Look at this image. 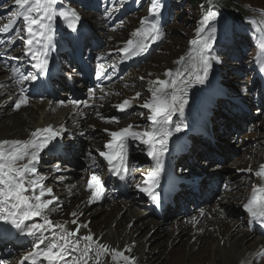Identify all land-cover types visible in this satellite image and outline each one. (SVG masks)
I'll return each instance as SVG.
<instances>
[{
    "label": "bare ground",
    "instance_id": "bare-ground-1",
    "mask_svg": "<svg viewBox=\"0 0 264 264\" xmlns=\"http://www.w3.org/2000/svg\"><path fill=\"white\" fill-rule=\"evenodd\" d=\"M2 12L3 10H0V13ZM92 21L93 22L95 21L94 24L98 27V30L101 31L100 32L101 35H104V33H106L105 31L107 27L102 19L101 14L95 13L91 19V22ZM159 23L162 29L163 28L162 21L159 20ZM129 36H130L128 37L129 39L135 38V36L131 34ZM114 37H116L115 33L112 34V39ZM161 39L162 37L156 40L155 42L149 41L148 49H151L153 46L157 45ZM116 41H118L117 43L122 44L120 48L126 45L125 39H123L122 41H119V40H116ZM88 42H91V41H88ZM115 43L116 42L111 43L110 41L105 40V42L103 41L97 42V45L99 47L102 46L101 48H104L107 45H108V48H114ZM99 51H104V50L102 49ZM95 52L97 51L95 50ZM189 60L190 58L188 54L186 53V56H184L183 61H181V59L178 62L177 60L171 61L170 64L168 65V67H170V72L171 70H174V71L176 70L180 73L182 72V74H185V72L189 73L190 72L188 68ZM218 73H221V69H219ZM134 74L135 73L128 75V77L126 78V82H130L131 80H134V77H135ZM0 75H1L0 76V87L6 90L5 92L10 93V94L12 93V95L14 96L9 103H7L10 100V98H8V100H6V103H4L2 107L0 108V130L2 128L6 129V133L0 134V141L6 140V139H8L9 141H12V140L28 141L29 139H31V133L38 128H46L48 126H52L54 129L59 130L61 125H63L64 129L66 130L67 128L78 127V125L83 126L85 125V122L89 120L88 124H94L96 127L89 128V130H87L85 137H86V140H89L91 138L95 139L93 144L90 145V148L94 147L93 149L96 150L94 154L95 155L98 154V150L100 148L99 144L103 143V139H105L106 136H105V133H103L102 131L101 132L99 131L100 128L102 127L101 126L102 124L99 123L100 120L95 121L94 119L90 118V116L88 115L89 111H86L84 107H82V104H78V106L74 107L72 104L69 103L70 101L68 99L64 100L61 98V95L59 93H56V91H52L51 94L47 95L44 99H42L43 98L42 97L40 100H37L36 102L33 101L32 106H30L31 108L27 107V104H26V105H22L20 110L18 109L17 111L13 108H10L14 103L13 101H15L20 96L18 90L15 89V82L11 79V75L2 68H0ZM173 75L174 73H172L171 76H166L165 74H162L161 76L160 75L158 76L159 79L157 80H171V77ZM140 76L141 75H139V77ZM249 79H250V76H249ZM70 80L74 84L75 80L73 79H70ZM146 82H147V85L142 86L143 84H141V85L135 86L136 94L140 93V91L142 92V90L144 92L149 91V93H151L150 89L156 86L154 84L155 81L154 79H151V80L146 79ZM54 87L55 89H57V87L63 88V85L58 86L56 83H54ZM115 87H116L115 90H113L112 88L105 89L106 92L109 93V95L106 96L105 101H100L99 102L100 104H104V103L109 104V102L115 103L117 100H119V98L117 97L121 93L119 94L118 93L112 94V93L114 91L119 90V88L121 87L120 83L117 84ZM142 87H144V89L141 90L140 88ZM67 89L68 90L63 89V92H67L66 94H69L71 89L70 88H67ZM127 90L128 89L126 88V91ZM171 91L172 89L170 90L168 89V92H171ZM81 92H82L81 90L75 89L73 93H75L77 97V95ZM123 93L124 91H122V94ZM3 95H4V92H2L1 97ZM12 95H10V97ZM145 96L146 94L141 95V97L143 98ZM247 96L248 98L250 97V95H247ZM131 97L132 96H128L127 100H129L130 103L133 105L132 108L137 106L143 111V113L145 111L148 113L147 109L140 107L141 105L140 103L143 104L145 101H142V102H139L138 100L133 101ZM151 98L152 97H149L148 100L150 101ZM248 98L247 100H242L241 103H244V105L249 104ZM262 103H263L262 109H264V102ZM202 104L203 105L200 108L194 105L191 111L187 112V109H186L183 112V115H180L182 119L185 120L186 119L185 117H190L192 114L194 116V118L192 119V123H194L197 126L198 130L191 131L190 137L187 136L188 138H186V140L184 141L185 144L179 143L178 140L177 142H175L176 139H179L178 137L180 135H183L184 133L178 134L177 137L175 136L176 139H174V137L171 138L169 141V150L163 156V161L167 162V164H165V166L167 167L165 169L164 180L163 178L160 179V184L163 181L164 183H167L168 186H166L167 187L166 204L164 205V209L160 217H157V215H155L152 212L153 215L151 216L150 220L144 221V218H146L147 216L150 217V210L140 209L138 207V200L130 202L122 198V196H124L123 194L124 190L121 191L119 194V197H121V199L112 200V202H110L106 206H103V207L100 206L104 202V199L101 200V203L98 201L89 203L91 191L87 189L86 181L88 178H90L92 173L91 171H89L88 166H87L88 171H85V176H87L88 178L85 179L84 182L76 181L71 184L69 183L68 184L69 189H66L67 188L65 186L66 184H63V183L61 186H56V185L51 184V187L53 188L57 187L56 190L64 189V191L56 192L55 197H60L61 199L58 201V204H56V206L52 207V208H55V211H46L45 214L48 215L55 223L65 224L69 230H73L76 228V225L71 224V221L73 219H77L79 224H87L88 225L87 228H80L79 235L81 236L87 235L90 229H93L94 232H91V233L94 234L95 240L105 245H108L110 248H115L123 252L125 255L129 257H134V264H210V263L212 264H258V262L261 261V258H262V255L260 253L264 251V238L261 239L259 243L254 244V246L248 249L246 253L243 252V248L244 246H246L245 244L249 242V240H251L253 233L250 234L247 232L248 229L246 230L243 228L244 221L241 218L238 220L236 219L237 217L241 215L245 217V215L241 213L238 209L239 204L243 202V200H233L235 198H241L242 193H244V191L246 190L245 187L249 185L251 181V179L250 180L248 179L249 172L246 173V175H244L243 177H241L242 175H237L236 173L231 174V175H228L226 173H222V174L217 173L216 175L215 174L211 175V174H208L210 172L208 171L207 176L203 174V175H200L199 178L194 180L201 185L200 187L201 196H199L198 193L193 192V189L195 186H192L191 183H189L190 181L186 183H183V182L181 183L176 179L177 175L170 174L174 171L183 170L184 167L188 168L191 165L185 159L187 155V151L188 152L190 151L189 154H192V157L190 160L194 158L193 160L195 161V163L193 162L194 165H192V169L194 166H195L194 167L195 169H198L197 165H200L201 163V154H199L198 149L196 148V142L193 136L195 134H199V132L206 133L213 139L218 140V142L220 143L218 145L219 149L217 150L212 147L211 148L212 150L209 151L210 154L220 156L221 159H224L226 161H230L234 156H238L237 159H234V160H236L235 165L238 167L239 171L240 170L244 172L249 171V169H251L250 166L252 167L253 163L256 161L255 159L257 157V153L259 152L258 149L260 147L257 148L255 144L260 143L262 140V136L264 135V129H262V127H264V125L261 123H250L251 125H248V127H251L252 129L255 128L254 129L255 132H252L251 134L249 133L248 134L249 143L248 144L245 143L242 147L243 149L235 152L233 150H230L231 149L230 146L225 147L227 144V143L225 144V142H227L226 137L229 135L234 137L236 136V133L240 130L248 131V127L247 128L245 127V129L244 127L238 128V125L236 124V122L231 120V122H233V126L237 129L236 132H232L228 130L229 126L227 127L226 124L223 125L221 121L218 122L220 120V115L217 114L216 110L212 109L213 107L216 106L217 102L213 101L212 99L210 100L208 99V100H205ZM106 108H108V106H106ZM97 114H103V117H102L103 119H109L111 115V111H104L103 109H100L96 112L95 115ZM238 117L242 121L248 123L247 119L245 121L246 116L242 114L241 112L238 113ZM233 119L235 121H238V119L235 117H233ZM249 120L250 122H253L252 118H249ZM34 122H35V125H33ZM174 122L176 123V121ZM103 125L105 126L103 127L104 129H107L108 131L110 130L109 132L115 131L116 125H113L110 123H107V124L105 123ZM220 127H223L225 129L222 131ZM9 130L10 131L17 130V132L15 135H10L11 132H9ZM139 131H142V130H139ZM135 142L136 141H131V140L129 141V143L134 146L133 148H135V144H134ZM63 143H65V141H62V142L59 141L58 145L56 143H52V145H50L49 148L47 149V151L50 149L52 151L59 153L57 157H55L56 158L55 161H52L49 164H44L46 166H44L43 168L47 170L48 168H51L50 171L48 170L49 173L45 171L43 172V170L41 172V173H44L46 176V179L44 180V184L47 188L49 186L48 181L56 182L58 181L57 179L60 178L57 176V174H59L58 172L60 171L55 170L56 168L61 167L64 169L66 166L63 164H68V165H71L73 169L74 164L72 163L70 159H67L65 156L67 154V151L65 149L66 145ZM138 143L141 145L140 142ZM189 143H190V146H188ZM202 143H205V142H202ZM223 144L225 145L223 146ZM136 147H139V145ZM202 148H203V153H204L205 145H202ZM207 148L209 149L210 147L207 146ZM242 150H245V152L243 153ZM71 151H72V154H74V148L71 147ZM250 153L252 154V156L250 155L249 157H247V155H249ZM179 154L180 155L182 154V155L178 157ZM146 158L151 159L149 156ZM41 159H45V156L40 154L39 160ZM142 160L145 161L144 159H141L140 157L134 161L131 160V163L133 165L132 172L135 173L137 171L136 174H134L135 176L138 175V172H146V170L152 171V169H149V167L146 166L148 162L147 161L143 162ZM210 161H213V160L210 159ZM62 162L64 163L62 164ZM152 162H153L152 164H155L154 161ZM180 162H182V164H180ZM263 162L261 164H263ZM139 163L141 164V166H137ZM175 163L176 165L172 167V164L174 165ZM72 172H75V169H73ZM55 176H57V178L52 179ZM100 176L102 177V179H105L104 175L100 174ZM226 176H229V177H226ZM252 177L257 179L258 181L260 180V184L264 181V179H261L260 177L251 175V178ZM65 178H67V176L64 175L59 180L61 179L65 180ZM74 178L75 176L73 175L71 179H74ZM215 178L218 181L227 179V182H229L230 184V186H228L227 189H231V188L233 189L231 194L230 193L222 194V197L225 198V200L223 201L218 200V199L216 200L218 203H225L226 206L225 207L223 206L222 208L218 210H216L217 207H215L214 205L209 206V207L207 206V207H203L200 210H198L199 213L195 214L191 218L184 216L190 213L187 206L189 205L194 206L195 204L199 205L202 202H207L208 199H206V197L208 198L212 196L213 193H215L216 187H213L212 191H209L210 187H212L215 183V180H214ZM127 181H128V178H127ZM110 184L113 185L112 186L113 190H117V189L119 190L120 187L118 186H122L121 184L120 185L118 184L116 185L114 183H110ZM181 184L185 185L186 188L185 189L182 188L180 192H177L176 191L178 189L177 187ZM106 185L107 183H104V186ZM107 192L109 191L107 190ZM112 193H115V192L112 191L111 194ZM204 195H206V197ZM128 197H130V194H128ZM132 198L136 200V196H133ZM45 199H49L48 196H46ZM183 203L185 204V208L182 209V206H180V204L182 205ZM175 205L177 206L178 211L173 210L174 212L173 211L170 212L169 210L173 209L174 208L173 206ZM76 206H79V207L75 211L76 217H73L71 213H73L72 210ZM165 213H167L166 215L173 214L176 216L175 217L176 219L174 221L175 230H173L171 234L168 233L166 229L169 225V222L165 221L164 219ZM98 217L99 219H96ZM231 217H234V218L231 219ZM61 218H63V220ZM87 219H90L91 224L88 221H86ZM134 219H139L140 222L137 225L130 227L129 223ZM246 220L248 224L247 217H246ZM185 222L193 223V226H194L193 232L189 236H186L185 240L182 242L180 246L176 248H172V250L167 251V248L169 246L174 247L176 244V241H180L181 239L184 238L185 234L188 231L187 229L182 228V224ZM102 225H104V228L102 227ZM98 226H99V230H98ZM109 226L110 228L108 229ZM101 227H102V230H100ZM148 227L150 229L145 231V233L142 236L143 238L142 240H140L139 238H136V235H138L139 232H142V230ZM150 231H154V233L157 232L156 236L152 237V241H156L157 239H162L163 236H166L168 234H170V236L167 242H164V241L160 242L162 244H158L157 249H151L149 248L148 245H152V242L148 241L147 243H145L146 240L148 239L147 236L149 235ZM192 241H195L194 244H191ZM215 242L217 243L216 247L213 246ZM4 244L5 246L3 247H6L9 244L10 245L9 248H12L11 251L15 252V255L11 257V259H6V261H4L5 264L9 261L11 262L9 264H17V261H18L17 256L22 252L24 247L30 245V242L25 241L24 243L17 244L16 242H11L9 240V241H5ZM165 245L167 248L164 247ZM81 246H83V242H81ZM3 247H0V249H3ZM129 248L131 249V251H127V249ZM196 248H199V249L195 250ZM182 249H185L186 251L185 252L179 251ZM0 252L2 253V250H0ZM105 257L110 258L112 257V254L109 253L105 256H102L100 259V262ZM0 260H2V258H0ZM91 263H93V261L89 260V264ZM105 263H106V259L103 260L100 264H105ZM114 264H126V262L122 258L117 257L115 259Z\"/></svg>",
    "mask_w": 264,
    "mask_h": 264
},
{
    "label": "snow or ice",
    "instance_id": "snow-or-ice-1",
    "mask_svg": "<svg viewBox=\"0 0 264 264\" xmlns=\"http://www.w3.org/2000/svg\"><path fill=\"white\" fill-rule=\"evenodd\" d=\"M17 11L11 19L0 27V34L7 35L10 32L16 33L25 48L24 55L30 56L31 67L35 73L22 74L17 69H12L14 75H19L21 80H37L38 76L45 75L48 71L49 52L55 50L54 24L57 18L61 19L72 33H77L81 17L75 9L63 5V0H14ZM5 7L7 5H4ZM163 4L161 0H150L148 9L149 15L142 18L140 27L132 35L137 37L135 41L128 39L126 46L118 49L125 58L142 54L148 50L149 41L155 42L163 35L159 17ZM111 11L106 9L105 18L111 17ZM219 13L209 9L197 28L198 39L191 41L193 47L189 50V71L187 78L180 80H157L151 92V100L146 101L140 107L148 110L147 120L150 122V129L145 131L134 130L133 125L121 128L118 131L108 132L111 137L104 144V151H99V156L107 163L109 172L121 181L128 178L127 167V145L131 141H139L147 146L148 156L155 161L154 170L145 174L143 186H137L139 191L146 193L153 203L159 204L161 197L157 192L160 187V175L163 170V156L169 150V141L174 133H181L184 127L173 124V117L184 112L186 90L192 85H203L208 81L213 62L219 63V56L213 54V45L216 40L217 27L215 21ZM22 21V27L17 25ZM6 41L0 40V43ZM16 39H9L7 43L15 44ZM261 44L264 45V36L261 37ZM20 59V57H12ZM183 61V58H181ZM260 62L259 60L257 61ZM114 67V66H113ZM103 68V65H101ZM264 71V67H261ZM103 75L97 73L98 78ZM169 71L166 76H171ZM177 75H181L177 73ZM111 79L110 76L107 77ZM142 79V78H141ZM167 89H172L168 92ZM95 90H90V98H94ZM140 93L136 94L139 98ZM29 97L23 92L14 101V108L20 109L28 103ZM74 107L87 102L70 101ZM117 109L127 112L133 107L129 100L125 99L118 105ZM144 115V113H141ZM119 123L118 118H113ZM65 131L63 125L59 130L52 126L38 128L31 133L28 141L3 140L0 141V221L11 225L27 236L36 237L39 244L36 251L29 252L23 259L36 264V258L41 257L48 264H100V259L109 253L112 259L122 258L126 264H134V257H129L123 252L110 248L108 245L94 239V234L89 231L87 235H79L80 228H87V224H79L77 219L71 221L76 228L69 230L65 224L55 223L46 211H55L50 206L58 204V198L53 195L52 188L44 184V177L37 176L40 154L52 145V142L61 138ZM26 161L25 163H19ZM95 168L100 167L93 160ZM250 171V169H249ZM257 177L264 179V165L255 173ZM87 188L91 191L89 203L102 199L104 195V183L100 174L93 170L87 181ZM45 196L51 198L44 199ZM245 211L252 221L264 225V184L253 186L251 199L243 205ZM76 217V213H71ZM33 218H41L40 222L28 224ZM57 229L59 235H57ZM46 233L51 234V239L45 244ZM83 242V246H81ZM40 245H45L43 248ZM131 251V249H127ZM75 254V255H74ZM264 256V251L260 253ZM0 264H5L0 260ZM23 264V261L21 262Z\"/></svg>",
    "mask_w": 264,
    "mask_h": 264
},
{
    "label": "rangeland",
    "instance_id": "rangeland-1",
    "mask_svg": "<svg viewBox=\"0 0 264 264\" xmlns=\"http://www.w3.org/2000/svg\"><path fill=\"white\" fill-rule=\"evenodd\" d=\"M161 1H163L162 2L163 8L169 7L168 13H166V14L161 13V15H160L161 19L169 20L168 22H165V24H164L165 27L163 26V28H162L163 40L161 41V43L159 45H157V48L153 52V54L148 59L143 61V63H144L143 65L139 66L137 69L133 68L132 70H130L131 74L135 73L134 74L135 75L134 80H131L130 82H126V78L128 77V75H130V74H128L127 77L124 78L123 82H120L121 87L119 88V90L113 92V93H118V94L121 93L117 97V98H119V100H117L116 102L120 103L123 99H128V96H132L131 98L133 101L134 100H136V101L138 100L139 102L149 101L148 98L151 97V93H149V91L144 92L142 90V89H144V87L140 88L142 90V92L140 91L139 98H136V87L135 86L141 85V84H143L142 86L147 85L146 79H150V80L154 79V81H156L157 79H159L158 78L159 75L160 76L162 74L166 75V73L170 71V67H168V65L170 64L171 61L177 60V62H178V61H180L181 58H184V56H186V53L188 54L189 49H191L193 47V45L191 44V41L198 39L196 30L200 24V21L202 20V18L205 15H207L208 10L211 9V10L217 11L219 13L216 21L214 22L215 26L217 27V33H216V40H215V43L213 45L212 51H213V54L219 56L220 62L219 63L213 62L211 71L209 73L208 81L205 84H203V85L196 84V85H192V86L187 88L186 97H185L187 100V103L185 105V108L187 109V112L191 111V109L194 107V105L196 106L197 103L203 98V93H205V92L209 93L210 92L213 95H215V97L211 96V98L214 99L213 101L217 102L215 107H216L217 114L220 115V120L218 122L221 121V123H223V125L226 124L227 127L229 126L228 130H230L232 132L237 131V129L233 126V122H231V120L236 122V124L238 125V128L244 127V129H245V127L247 128L248 125H251L250 123H261L264 125V110L262 111V113L260 112V109L257 108V105H256L253 97L251 96L252 92L258 86V81H256V80L252 81V78L255 75V70L253 68L256 67V58L259 56L260 52L247 39V36H243L240 33L232 34V35H230V33H227L226 35L223 36V32H222V30L226 28V19H227V16H229L228 14L231 13L229 11L230 9L234 10V12H237V9H238V11H239L237 13L238 15L240 13L244 14L245 12H247L248 16L245 17L244 20L245 19L246 20L251 19V21H252V20H255L257 18L262 17V16H260V13L264 12V0H207L206 4L202 3L201 1L195 3V1H193V0H161ZM141 3L143 4L141 9L138 10L137 12H134V14L130 15L128 17V19L124 20L125 21L124 28L123 29L121 28L118 31H113V33H109L110 35L107 33V31H105L106 33H104V35H101V33H99L101 31H99L98 27L94 24L95 21L91 22V19L95 13L94 14L91 13L93 16L89 20H90V23L95 25V28L97 30V33L95 36L97 37V39H99L101 41L103 40V42H105V40L110 41L111 43H114V42L117 43L118 41H116V40L122 41L123 39H125L127 41L129 39L128 37H130L129 35L130 34L132 35L133 31H135L138 27H140L141 19L145 18L149 15L148 9L150 6V0H141ZM236 4L238 6H236ZM237 7H239V8H237ZM252 9H254V10H252ZM96 14H100V13H96ZM127 26H128V28H127ZM164 31H165V34H164ZM114 33L116 34V37H114L112 39V34H114ZM232 37L234 38V40H233L232 44H230ZM97 39L96 38L88 39V41H91L89 43L94 45V47H95L94 50L99 51V50L103 49L104 52H106L108 50L110 51V50L114 49V48H108V45L105 46L104 48H101L102 46L99 47L97 45V42H99V40H97ZM136 39H138V38L135 37L133 40L135 41ZM219 42L224 44V47L221 48L222 49L221 52H217L216 50H214V48H215L214 46ZM117 44H118V46L122 45L121 43H117ZM112 51H114V50H112ZM247 66H248V68H247ZM219 69H221V73H218ZM171 73H174V75L171 77V80L172 79L180 80L181 78H187L191 74L190 72L189 73L185 72V74H182V72L180 73L176 70L175 71L171 70ZM177 73H180L181 75L178 76ZM139 75H141L140 77L142 79L139 77ZM249 76H250V79H249ZM63 79H64L63 83L62 84L58 83L57 85L59 86V85L64 84V86H63V88L57 87L56 93H59L61 95L62 99L67 100L68 97H70V93L66 94L67 92H63V89L68 90L67 88H69V87H68V85H66L68 83V81L65 78H63ZM70 82H72V81H70ZM124 82L127 86H125L123 84ZM65 85H66V87H65ZM126 88L128 89L127 91H126ZM60 89H62V91L58 92V90H60ZM203 89H205V92L203 91ZM5 91L6 90H4L0 87V108L2 107V105L4 103H6V100H8V98H10V100L7 103H9L12 100V98L14 97L12 95V93L10 94V93H7ZM122 91H124L123 94H122ZM167 91H168V89H167ZM2 92H4V95L1 97ZM84 92L85 91L82 90V92H81L82 94L79 93L77 95V97L75 96V98H74L75 101L79 102L78 98L80 96H82L83 94H85ZM62 93H64V94H62ZM142 94H146V96L143 98V97H141ZM10 95H12V96L10 97ZM74 95H75V93H74ZM247 95H250V97L248 98ZM245 96H247V97H245ZM247 98L249 100V104H246L247 105L246 106V105H244V103H241V101L247 100ZM42 99H44V98H42ZM208 99L210 100V98H205L204 101L208 100ZM33 101L36 102L37 100L28 101L27 107L32 106ZM115 103H110V105L108 106V107H110V109L112 111H113L112 107H113V105H115ZM237 103H239V105H237ZM140 104H142V103H140ZM10 108L15 109L14 103ZM30 108H28V109H30ZM135 108H136V110H134ZM185 108H184V110H185ZM15 110H17V109H15ZM133 110H134V112H132V113L129 112V113H131V116L128 119H125V121H123L121 124L116 123L115 131L117 129L119 130L121 128H124V126H129L130 124H137V125L139 124V127L137 128L139 130L143 129V131H145V130L150 129V122L147 120L148 113L145 111L144 115H141V113H143V111L140 108H138L137 106H135L133 108ZM240 112L246 116L245 121L247 119L248 123L242 121L238 117V113H240ZM184 117H185V115H184ZM233 117L237 118L238 121H235L233 119ZM173 118L176 121V123H175L176 125H181L184 127V131L181 132L184 134L181 137V139L183 141L175 138V136L177 137L178 134H180V133H174L172 138L174 137V139H176L175 142H177V140H178L179 143L185 144L184 141L186 140V138L190 137L191 131L192 130L197 131V129H195L193 127L194 124H192V119L194 118V116L191 114L190 117H185L186 119L183 120L182 117L180 116V114H177ZM249 118H252L253 122H250ZM92 119L97 121V118H95V115L93 116ZM100 120L103 121L101 119V117H100ZM260 120H261V122H260ZM88 121L85 122V125H83V126L78 125V127L67 128L62 133L61 138H58L57 141L55 140L52 142V143L58 142V144H59V141H61V142L65 141V143H63L66 145L65 149L67 151V154L65 156L67 159H70L72 161V163L74 164L73 169H75V172H72L73 171L72 166L68 165V164H63L64 162H62V164L66 166L65 167L66 169L65 168L64 169L60 168L61 170L58 169V170H60V172H58L59 174H57V176L61 178L65 175V176H67V178H65V180L61 179L62 181L59 180L60 179L59 178V179H57L58 181H56V182L48 181V184H49L48 188H52L53 195H56V192L64 191V189L56 190L57 187L53 188V187H51V184L56 185V186H61L63 183V184H66L65 185L67 187L66 189H69V185H68L69 183L71 184V183L76 182V181H78V182L83 181L84 182V180L88 178L87 176H85V171H88L87 166H89L91 164V162L89 163V154L91 153L92 155H95L94 152L96 151L93 149L94 147L90 148V145L93 144L95 139L91 138L89 140H86V137H85L87 130H89V128L96 127L94 124H88ZM127 124H129V125H127ZM33 125H35V122L33 123ZM101 126L102 127L100 128L99 131L100 132L101 131L106 132L105 129L103 128L105 126L104 125H101ZM185 128H189V129H185ZM220 128L222 131L225 129L223 127H220ZM254 129L255 128L252 129L251 127H248V131L240 130L236 133V136H234V137H232L231 135L227 136L226 137L227 142H225V144L226 143L227 144L225 147L230 146V148H231L230 150H233L235 152L240 151L241 149H243L242 147L246 143L245 140H248V134L255 132ZM262 129H264V127H262ZM9 132H11L10 135H15L17 130H13V131L9 130ZM3 133H6L5 128H2L0 130V134H3ZM186 136H188V137H186ZM193 138L195 139V142H196V148L198 149L199 154H201V163H200V165H197L198 169H195L194 168L195 166L192 169V165H194L195 161L193 160L194 158L192 160H190L192 157V154H189L190 151L189 152L187 151V155H186L185 159L191 165L188 168L184 167L183 170H178V171H174V172L170 173L173 175H177L176 179L179 182H181V183L182 182L186 183L188 181L196 182L194 180L199 178L200 175H203V174L207 176L208 174H211V175L215 174L216 175L217 173H220V174L226 173L228 175L236 173L237 175H242L241 177L246 175V173H244V171H242V170L239 171L238 167L235 165L236 160H234V159H237L238 156H234L230 161H226L224 159H221L220 156L210 154L209 151L212 150L211 149L212 147L217 149V150L219 149L218 145L220 143L218 142V140L213 139L212 137H210L206 133H200V132H199V134H195L193 136ZM110 139H111V137L103 139V143H105L106 141H108ZM6 140H8V139H6ZM92 140H93V142H92ZM262 140H264V135L262 136ZM136 142L134 143L135 148H136L135 149L136 154L134 153L135 155H133L134 159H130L133 161L137 159L136 156L138 155L140 150L147 148V147L142 145L140 147H144V148L139 150L140 147H136V146H138V144H136ZM202 142H205L206 144L202 143ZM103 143H101L100 145H102ZM225 144H223V146ZM192 145H193V143H192ZM202 145H205V148H204L205 152L204 153H203ZM188 146H190V143ZM207 146H209L210 148L208 149ZM255 146L257 148L260 147L258 150L260 151V154H261L262 150L264 149V146H262L260 143H258V144L256 143ZM71 147L74 148V154H72ZM242 152L244 153L245 150H242ZM58 154L59 153L55 152L53 155L54 156L56 155V157H57ZM260 154L257 153L256 158H258V156ZM181 155L179 154L178 157H180ZM250 155L252 156V154L250 153L249 155H247V157H249ZM54 159L56 160V158H54ZM210 159H212L213 161H210ZM55 160H52V161H55ZM144 160L147 161L148 159L145 158ZM145 161H143V162H145ZM190 161H192V162H190ZM182 162H180V164H182ZM44 164H46V163H44ZM175 165H176V163L174 165L172 164V167H174ZM137 166H141V164L139 163ZM146 166H148L149 169H153L152 164L149 162ZM151 166H152V168H151ZM68 167L70 168V171H68ZM37 168H38V166H37ZM42 169H43V172L45 171L47 173H49L48 170L49 171L51 170V168H48V170H47L43 167H42ZM147 171L148 170H146V172ZM208 171H210V172L207 174ZM136 172L135 173L133 172L131 174L132 178H131V176H130V178H128V180L130 182L129 188L132 185H134L137 180L141 179L140 177H138V175H136V176L134 175V174H136ZM73 175L75 176V178L72 180L69 179L70 177L72 178ZM101 175H103V174H101ZM57 176H55L52 179L57 178ZM226 177H229V176H226ZM162 178L160 177V179H162ZM214 180H215V183L212 187H210L209 191H212L213 187H216L215 193H213L212 196H210L208 198L206 197V195H204L206 197V199H208L207 202H202L199 205L195 204L194 206H192V205L187 206L190 213L188 215H184V216L191 218L195 214L199 213L198 210H200L203 207H207V206L209 207V206L214 205L215 207H217L216 210L222 208L223 206L224 207L226 206L225 203H218L216 200L217 199L222 200V201L225 200V198L222 197V194L223 193H230L231 194L233 189L232 188L227 189V187L230 186L229 182H227V179H223L222 181H218L215 178ZM222 185H223V187H222ZM194 186L195 187L193 189V192L194 193L196 192L199 194V196H201V194H200L201 185L197 182V183H195ZM247 187L248 186H246L245 188L247 189ZM177 188L178 189L176 191L180 192L181 189L182 188L185 189L186 186L181 184ZM110 189L113 190V188H110ZM133 190L134 189L132 187L129 189V191H128V189L124 190L123 191L124 196H122V198H124L130 202L137 201L133 198L128 197V194H130V196L134 195ZM114 194L115 193L111 194V192H107L106 196L104 198V202L100 206L103 207V206H106L107 204H109L110 202H112V200L121 199V197H118V198L115 197V199H114V197L112 196ZM48 198H51V197H48ZM233 200H242V198H235ZM141 202H146V201H140V203ZM226 203H227V201H226ZM79 206H76L75 208H73L72 212H75ZM180 206H182V209L185 208L184 203L182 205L180 204ZM173 207H174L173 209L169 210L170 212L173 210L178 211V208L176 205ZM166 214L167 213H165V215ZM152 215H153V213H152V211H150V217L147 216L146 218H144V221L150 220ZM165 215H164L165 221L169 222V225L166 229H167V232L171 234L172 231L175 230L174 221L176 219L175 218L176 216L173 214L172 215L168 214L166 216ZM232 218H234V217H231V219ZM240 218L244 221V227L243 228L246 229V226H247L246 217L241 215V216L237 217L236 219L238 220ZM61 219L63 220V218H61ZM96 219H99V217ZM86 221H88L91 224L90 219H87ZM139 222H140L139 219H134L129 223V225L131 227V226L137 225ZM81 225H83V224H81ZM102 227L104 228V225H102ZM102 227L100 228V230H102ZM109 228H110V226L108 227V229ZM182 228H185L188 230L187 233L185 234L184 238L181 239L180 241H176V244L174 247L169 246L167 248L165 245L164 247L167 248V251L172 250V248H176V247L180 246L182 244V242L185 240L186 236H189L194 230V226H193L192 222L183 223ZM149 229L150 228L148 227V228L142 230V232H139L138 235H136V238H139L140 240H142L143 234L145 233V231H147ZM98 230H99V226H98ZM106 231H104V232H106ZM90 232H94L93 229H90ZM156 234H157V232L154 233V231H150L149 235L147 236L148 239L146 240L145 243H147L148 241L149 242L151 241L152 245H148L149 248H151V249H157L158 244H162V243H160L162 241L167 242L168 238L170 236V234H168L166 236H163L162 239H157L156 241H152V237L156 236ZM252 235L253 236H252L251 240H249V242H247L245 244L246 246H244V248H243L244 253H246L248 249H250L252 246H254V244L259 243V241H261V239H263V238L258 237L255 234H252ZM194 242L195 241H192L191 244H194ZM216 244L217 243L215 242L213 244V246L216 247ZM9 247H10V245L8 244L6 247H3V249H0V250H4V248H6V249H10V251H11L12 248H9ZM197 249H199V248H196L195 250H197ZM186 250H187V248H186ZM186 250L182 249L179 251L185 252ZM14 255H15V253L10 257L2 258V260L6 261V259H11V257H13ZM105 259H106L105 264H114V262H115V260H113L112 257H110V258L105 257L103 260H105ZM91 264H93V263H91ZM210 264H212V263H210ZM258 264H264V256H262L261 261H259Z\"/></svg>",
    "mask_w": 264,
    "mask_h": 264
},
{
    "label": "trees",
    "instance_id": "trees-1",
    "mask_svg": "<svg viewBox=\"0 0 264 264\" xmlns=\"http://www.w3.org/2000/svg\"><path fill=\"white\" fill-rule=\"evenodd\" d=\"M193 1H195V3H197V2H199V1H201L202 3H207V0H193ZM236 2V1H235ZM234 2V3H235ZM194 3V4H195ZM236 6H238L237 4H236ZM243 7V6H242ZM237 8H239V7H237ZM230 9V8H229ZM231 13L230 14H228L229 15V18H228V20H230V19H235V20H237V19H239L240 21H243V22H245V21H248V24H253V21L254 20H252L251 21V19L250 20H244V18L245 17H247L248 16V13L247 12H245L244 14H242V13H240L239 15L237 14L239 11H238V9H237V12H234V10H232V9H230L229 10ZM73 70H75V69H73ZM63 86H64V84H63Z\"/></svg>",
    "mask_w": 264,
    "mask_h": 264
}]
</instances>
